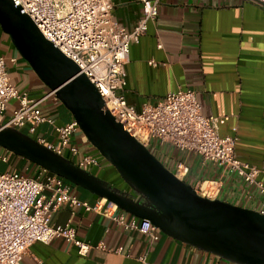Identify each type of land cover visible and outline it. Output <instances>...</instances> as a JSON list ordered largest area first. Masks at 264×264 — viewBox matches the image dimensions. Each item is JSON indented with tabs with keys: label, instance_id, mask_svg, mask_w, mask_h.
Listing matches in <instances>:
<instances>
[{
	"label": "crops",
	"instance_id": "1",
	"mask_svg": "<svg viewBox=\"0 0 264 264\" xmlns=\"http://www.w3.org/2000/svg\"><path fill=\"white\" fill-rule=\"evenodd\" d=\"M113 14L132 29L143 16L142 2L114 0ZM0 54L9 60L12 83L32 97H46L42 111L55 124L74 120L72 112L50 93L1 25ZM12 56H16V62L10 61ZM125 70L127 84L123 93L129 104L140 110L146 104L162 101L171 91L193 89L205 115L226 118L221 135L233 134L237 128L236 157L264 169V4L255 0H161L157 18L149 22L140 41L131 44ZM17 106L18 101L10 102L4 121ZM20 130L28 134L25 128ZM30 136L42 137L47 143L59 141L55 126L50 123L40 125L36 134ZM72 144L80 148L81 155L98 158L99 164L89 171L129 189L116 168L80 129L73 135ZM3 151L0 147V153ZM156 153L170 166L180 156L171 147L159 148ZM188 161L191 173L187 183L197 187L199 181L216 180L218 199L264 211V196L255 186L228 169L202 163L197 156H189ZM12 169L35 176L41 166L11 152L8 162L0 161V171ZM259 178L264 181L263 172ZM71 192L91 207L100 203L105 209L110 202L75 184ZM112 212L132 216L119 207ZM54 221L75 226L79 238L91 245L89 252L81 255L75 245L55 238L48 244H33L25 252L22 264H233L160 230L158 239L151 240L137 230L119 225L103 209L86 210L65 203L55 213Z\"/></svg>",
	"mask_w": 264,
	"mask_h": 264
},
{
	"label": "built area",
	"instance_id": "2",
	"mask_svg": "<svg viewBox=\"0 0 264 264\" xmlns=\"http://www.w3.org/2000/svg\"><path fill=\"white\" fill-rule=\"evenodd\" d=\"M140 1L143 16L129 29L114 16V0H13L33 19L44 36L80 67L81 73L104 98L109 112L180 179L186 181L191 173L188 158L194 155L204 164L212 163L230 170L264 196V181L259 178L264 169L236 157L237 128L233 129V134L221 135L226 118L205 115L196 91L183 88L171 91L162 101L146 104L140 110L128 103L123 90L127 84L125 64L129 60L130 46L140 41L149 22L157 18L161 2ZM255 1L264 4V0ZM10 61L16 62V56ZM8 64L6 56L0 54V124L19 130L25 128L29 135H34L40 125L50 123L58 133V143L35 138L39 143L80 168L90 170L97 166L96 156L81 155L80 148L72 144L73 135L80 129L78 122L74 119L68 124H55L54 119L42 111L46 97H32L28 91L20 90L10 79ZM13 100L18 101V106L4 121L3 116ZM167 147L180 154L171 166L156 153L157 149ZM10 153L4 148L0 161L8 162ZM205 183L208 184L203 187ZM195 189L206 197L217 199L218 181H199ZM65 203L86 210L103 209L126 229L137 230L151 240L158 239L159 229L150 220L133 215L129 218L126 213L114 215L112 209L118 206L112 202L105 209L100 203L91 207L72 194L65 179L44 167L35 176L12 169L0 171V264H22L25 252L33 244H48L55 238L75 245L81 255H86L91 245L79 238L76 227L70 222L54 221L55 213Z\"/></svg>",
	"mask_w": 264,
	"mask_h": 264
},
{
	"label": "water",
	"instance_id": "3",
	"mask_svg": "<svg viewBox=\"0 0 264 264\" xmlns=\"http://www.w3.org/2000/svg\"><path fill=\"white\" fill-rule=\"evenodd\" d=\"M0 25L129 189L78 167L14 127L0 124V147L106 198L133 216L150 220L163 233L191 246L233 264H264V213L206 197L180 179L109 112L80 67L46 38L13 0H0Z\"/></svg>",
	"mask_w": 264,
	"mask_h": 264
},
{
	"label": "trees",
	"instance_id": "4",
	"mask_svg": "<svg viewBox=\"0 0 264 264\" xmlns=\"http://www.w3.org/2000/svg\"><path fill=\"white\" fill-rule=\"evenodd\" d=\"M65 181L70 185L73 186V183L69 182L68 180L65 179Z\"/></svg>",
	"mask_w": 264,
	"mask_h": 264
},
{
	"label": "bare ground",
	"instance_id": "5",
	"mask_svg": "<svg viewBox=\"0 0 264 264\" xmlns=\"http://www.w3.org/2000/svg\"><path fill=\"white\" fill-rule=\"evenodd\" d=\"M61 88V87H60ZM60 88H57V90H59ZM179 178H180V176H179Z\"/></svg>",
	"mask_w": 264,
	"mask_h": 264
},
{
	"label": "rangeland",
	"instance_id": "6",
	"mask_svg": "<svg viewBox=\"0 0 264 264\" xmlns=\"http://www.w3.org/2000/svg\"><path fill=\"white\" fill-rule=\"evenodd\" d=\"M80 130H81V128H80ZM82 131V130H81Z\"/></svg>",
	"mask_w": 264,
	"mask_h": 264
}]
</instances>
